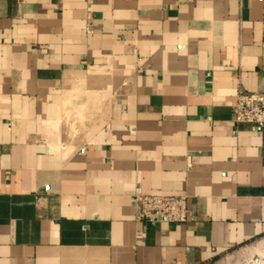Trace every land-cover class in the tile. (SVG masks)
<instances>
[{
    "label": "crops",
    "instance_id": "0c3cea01",
    "mask_svg": "<svg viewBox=\"0 0 264 264\" xmlns=\"http://www.w3.org/2000/svg\"><path fill=\"white\" fill-rule=\"evenodd\" d=\"M241 86L264 92V0H0V264H264Z\"/></svg>",
    "mask_w": 264,
    "mask_h": 264
},
{
    "label": "built area",
    "instance_id": "2783aa9c",
    "mask_svg": "<svg viewBox=\"0 0 264 264\" xmlns=\"http://www.w3.org/2000/svg\"><path fill=\"white\" fill-rule=\"evenodd\" d=\"M235 119L264 128V92L240 87L234 105ZM133 203L137 217L152 223H184L191 217L188 196L136 193ZM259 260V259H258Z\"/></svg>",
    "mask_w": 264,
    "mask_h": 264
}]
</instances>
